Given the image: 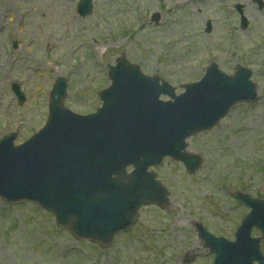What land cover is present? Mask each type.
I'll return each mask as SVG.
<instances>
[{"label":"rangeland","instance_id":"374dc122","mask_svg":"<svg viewBox=\"0 0 264 264\" xmlns=\"http://www.w3.org/2000/svg\"><path fill=\"white\" fill-rule=\"evenodd\" d=\"M77 1L0 0V137L15 132L14 144H20L42 127L57 77L67 80V108L94 112L98 92L110 83L108 65L123 55L176 93L198 80L210 61L227 74L240 64L251 69L259 98L233 106L215 128L187 140L186 149L203 158L192 175L165 159L156 172L170 192L169 208H142L136 224L104 249L73 239L32 203L0 202V264H183L186 253L195 255L188 264H211L193 222L231 239L248 210L233 193L264 199V3L92 0V13L80 17ZM237 5L248 20L245 29ZM11 82L20 84L23 103Z\"/></svg>","mask_w":264,"mask_h":264},{"label":"water","instance_id":"95a60500","mask_svg":"<svg viewBox=\"0 0 264 264\" xmlns=\"http://www.w3.org/2000/svg\"><path fill=\"white\" fill-rule=\"evenodd\" d=\"M78 11L90 14L91 0H80ZM249 75L247 68L237 66L235 75L227 76L213 63L198 83L174 96L164 80L144 75L120 57L108 70L111 85L99 94L102 107L87 116L64 107L65 80L57 79L45 126L16 147L14 134L0 139L1 200H33L55 215L58 227L104 247L117 231L135 222L141 204L167 205L165 189L147 167L170 155L194 171L199 160L181 152L185 138L210 129L235 102L254 100ZM14 90L23 100L17 85ZM161 93L174 101L159 100ZM128 165L134 169L127 174ZM237 197L251 210L235 240L215 237L201 224L199 236L214 253L213 264H264L261 238L250 236L256 227L264 237V201Z\"/></svg>","mask_w":264,"mask_h":264}]
</instances>
